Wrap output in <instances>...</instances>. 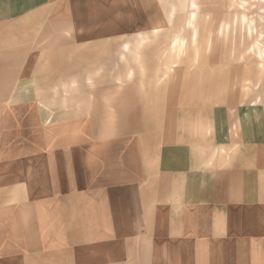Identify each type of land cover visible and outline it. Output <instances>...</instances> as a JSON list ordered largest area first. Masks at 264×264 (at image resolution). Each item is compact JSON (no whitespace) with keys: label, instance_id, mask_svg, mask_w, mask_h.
<instances>
[{"label":"crops","instance_id":"0c3cea01","mask_svg":"<svg viewBox=\"0 0 264 264\" xmlns=\"http://www.w3.org/2000/svg\"><path fill=\"white\" fill-rule=\"evenodd\" d=\"M168 1L0 0L16 50L0 100V264H264V132L243 121L210 163L177 140L110 134L144 125L109 122V88L45 87L65 80L67 49L151 32Z\"/></svg>","mask_w":264,"mask_h":264},{"label":"rangeland","instance_id":"374dc122","mask_svg":"<svg viewBox=\"0 0 264 264\" xmlns=\"http://www.w3.org/2000/svg\"><path fill=\"white\" fill-rule=\"evenodd\" d=\"M163 10L158 30L109 42L92 51L97 59L67 49L65 66H54L65 80L45 87L109 88V122L144 125L110 134L177 140L210 163L224 160L243 121L264 132V0H170ZM8 31L0 25V100L15 84Z\"/></svg>","mask_w":264,"mask_h":264},{"label":"bare ground","instance_id":"6f19581e","mask_svg":"<svg viewBox=\"0 0 264 264\" xmlns=\"http://www.w3.org/2000/svg\"><path fill=\"white\" fill-rule=\"evenodd\" d=\"M159 28H156V29H154V30H158Z\"/></svg>","mask_w":264,"mask_h":264}]
</instances>
